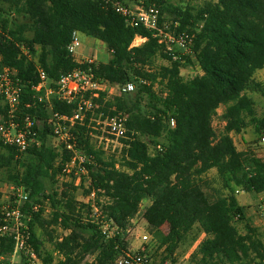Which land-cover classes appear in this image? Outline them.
<instances>
[{"label": "trees", "instance_id": "1", "mask_svg": "<svg viewBox=\"0 0 264 264\" xmlns=\"http://www.w3.org/2000/svg\"><path fill=\"white\" fill-rule=\"evenodd\" d=\"M112 1L0 0V71L4 67L17 71L23 85L21 115L43 121L40 148L18 153L0 144V177L23 187L29 196L21 206L28 244L43 264L115 263L130 253L124 236L141 203L149 199L143 218L156 229L168 255L199 227L204 239L194 255L198 264H264V242L236 196L239 190L255 196L264 193V159L249 149L239 150L233 138L249 127L259 138L264 134V116L257 115L247 94L264 97V84L254 79L264 68V0H207L200 7L142 0L143 7L159 9L161 21H178L179 32L194 35L195 61L186 55L174 60L151 31L130 26L112 5L134 0ZM75 32L101 41L111 53L107 62L81 68L113 84H136L135 92L110 100L102 93L95 99L97 114L127 116L119 159L95 148L89 120L74 131L77 147L92 157L87 164L91 184L84 192L95 191L94 207L76 200L72 184L62 191H47L48 184L56 186L70 155L49 143L45 105L25 106L39 83L38 67L52 87L79 67L67 50ZM138 36L146 41L131 47ZM157 59L167 65L157 66ZM191 63L202 72L185 81L181 68ZM156 84L165 88L164 95L156 93ZM52 107L69 115L75 110V105L57 100ZM220 107L224 127L217 133L213 120ZM211 170L217 171L227 195L211 199L204 192L200 181ZM45 201L51 207L49 218L43 215ZM236 223L243 225V232ZM53 226L69 233L54 239L48 233ZM38 229L49 237L51 249L45 248ZM14 246L11 234L0 236V257L9 258Z\"/></svg>", "mask_w": 264, "mask_h": 264}, {"label": "built area", "instance_id": "2", "mask_svg": "<svg viewBox=\"0 0 264 264\" xmlns=\"http://www.w3.org/2000/svg\"><path fill=\"white\" fill-rule=\"evenodd\" d=\"M106 3H112V0H103ZM115 11L123 16L130 26H141L151 31L155 38L158 39L164 50L173 56L174 60L182 57L193 56L194 35L188 32H179L180 23L175 20L161 21L160 11L155 5L149 7H138L136 10L124 4L113 3ZM75 32L71 42L67 46L68 52L73 56L79 67L72 72L64 74L57 81L56 87L49 84L46 72L41 67L37 68L39 83L32 88L33 96L26 102L27 108L36 107L38 104L45 105L49 111L47 124L54 139L53 147L61 154L66 151L69 153V159L63 164L60 174L57 176L58 181H72L79 186L81 178L88 174L87 164L92 161L91 155H88L77 147L76 136L74 131L77 126H81L86 120H89L92 129L90 136L98 131V126L103 124L104 129L99 131L102 139L107 142L119 141L125 139L127 135V116L122 112L114 116H103L97 114L98 105L95 99H98L102 93L108 99V91L112 86L117 89V96L125 93L136 91L134 82H128L124 85L113 84L107 80L98 79L91 72L81 68V65H92L97 61L92 57H82L79 51L81 41ZM135 41L145 42L146 38L136 37ZM131 47L139 46L136 43ZM25 54L27 51L22 49ZM145 82V81H143ZM23 98V85L17 76V71L4 67L0 71V144L14 147L18 153H25L33 148H40L42 144L41 131L43 121L33 118L30 115H21V106ZM57 100L67 105H75L72 114H62L53 111L52 102ZM102 117H105L102 119ZM96 123V124H95ZM171 126H175L174 120H171ZM98 136V137H99ZM264 143V135L261 138ZM12 201L8 206L2 208L0 216V236L11 234L14 241V251L9 258L0 257V264H16V259L22 255L26 257L29 264H40L36 252L28 244L29 234L23 230V214L21 206L29 200L25 189L13 185ZM264 196V193L262 194ZM11 203L15 206L11 207ZM39 206L34 205L33 210L38 211ZM264 217V207L262 210ZM144 240L148 236H143ZM145 256L138 253H129L119 257L115 264H144Z\"/></svg>", "mask_w": 264, "mask_h": 264}, {"label": "rangeland", "instance_id": "3", "mask_svg": "<svg viewBox=\"0 0 264 264\" xmlns=\"http://www.w3.org/2000/svg\"><path fill=\"white\" fill-rule=\"evenodd\" d=\"M172 3L179 5L181 7L193 6V7H200L202 6L207 0H171ZM142 0H134L129 1L127 6L131 7L132 9L136 10L138 7H143ZM78 36L81 41V47L79 51L81 52L82 57H92L97 62H107L110 57L111 53L107 49V46L100 42L99 40L90 38L82 33H78ZM144 42V41H143ZM143 42L135 41L136 45L142 44ZM156 65H167V62L162 59L156 60ZM201 69L198 64L191 63L186 64L181 68V76L185 81H188L195 76L201 74ZM254 79L257 82L264 84V68L259 70L255 75ZM136 85V84H135ZM155 91L158 94H165V88L160 86V84H156ZM117 89L112 86V89L108 91V100L117 97ZM247 94L254 100L257 115L262 117L264 116V97L258 92H247ZM223 111V107H220L218 110V114L214 117L213 120V127L217 133H220L223 130L224 123L220 119V115ZM96 124V123H95ZM99 130L94 132V136L91 137V141L95 148L101 149L106 157H115V159H119L121 156V150L124 147L121 140L107 142L106 140L102 139L100 135L101 130L104 129L103 124L98 126ZM264 135V134H263ZM262 135V136H263ZM99 136V137H98ZM234 142L239 150L249 149L253 151L257 157L264 159V143L261 141L255 132L253 127H249L243 133L233 135ZM147 142L149 141L148 138L145 139ZM54 139L52 136L49 137V143L53 145ZM152 149V148H151ZM150 149L151 152H153ZM118 167H120L118 165ZM74 180V179H73ZM73 180L68 182L65 181H58L56 186L51 187L48 184L47 191H51V189H57L62 191L66 188L65 185L72 184L73 187L76 188L75 196L76 200L79 203L89 204L91 207L95 205V198L96 193L92 191L90 194L86 195L85 190L89 189L90 187V178L87 175H84L81 178L79 186H76L73 183ZM200 184L205 193L211 198L223 197L229 193V191L224 188L222 181L220 180L217 171L211 170L206 173ZM13 184L9 183L5 177H0V209L3 208L5 205L9 204L12 201V190L11 187ZM236 196L239 200V203L247 208V215L250 224L257 230L258 236L264 242V217L262 215V210L264 207V196H255L253 194L244 192L239 190L236 192ZM151 201L149 199H145L141 205L139 213L135 216V218L130 222L128 230L125 234V241L127 244L128 251L130 253H142L145 256L144 264H198L195 259V251L199 245V243L204 239V234L201 233L199 227H195L193 231H191L186 238L179 243V246L174 251L173 254L168 255L166 253L165 247L160 245L158 239L156 238V229L151 228L148 226L147 222L143 218V213L145 209L150 205ZM44 218H49L51 207L48 201L44 202ZM95 212L97 213L96 217L99 216V211L95 208ZM237 228L240 232H243V225L241 223H236ZM108 229H111V232L115 231V228H110L109 225L106 226ZM165 231L168 230V226L164 227ZM38 234H42L45 239V248L51 249L52 245L49 241V237L42 233L41 229L37 230ZM48 233H50L54 239H58L63 237L64 235L68 234V230H64L61 226H53L48 228ZM143 236H148L147 240L143 239ZM195 239V241H193ZM91 260L92 257H89ZM40 260V258H39ZM40 264L42 260H40ZM16 264H29L27 260H23L22 258L16 259ZM115 264V263H110Z\"/></svg>", "mask_w": 264, "mask_h": 264}, {"label": "crops", "instance_id": "4", "mask_svg": "<svg viewBox=\"0 0 264 264\" xmlns=\"http://www.w3.org/2000/svg\"><path fill=\"white\" fill-rule=\"evenodd\" d=\"M101 42V41H100Z\"/></svg>", "mask_w": 264, "mask_h": 264}]
</instances>
